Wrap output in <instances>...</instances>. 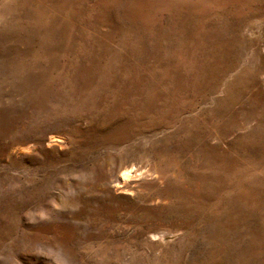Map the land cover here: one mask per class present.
Returning <instances> with one entry per match:
<instances>
[{
  "label": "rangeland",
  "instance_id": "obj_1",
  "mask_svg": "<svg viewBox=\"0 0 264 264\" xmlns=\"http://www.w3.org/2000/svg\"><path fill=\"white\" fill-rule=\"evenodd\" d=\"M0 264H264V0H0Z\"/></svg>",
  "mask_w": 264,
  "mask_h": 264
},
{
  "label": "bare ground",
  "instance_id": "obj_2",
  "mask_svg": "<svg viewBox=\"0 0 264 264\" xmlns=\"http://www.w3.org/2000/svg\"><path fill=\"white\" fill-rule=\"evenodd\" d=\"M130 176V172L129 171H124V173L122 174V180H127Z\"/></svg>",
  "mask_w": 264,
  "mask_h": 264
}]
</instances>
